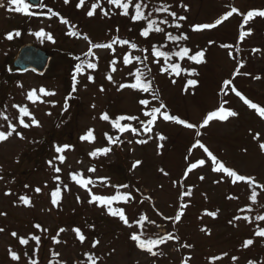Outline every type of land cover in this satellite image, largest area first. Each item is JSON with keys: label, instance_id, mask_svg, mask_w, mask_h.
Segmentation results:
<instances>
[{"label": "rangeland", "instance_id": "obj_1", "mask_svg": "<svg viewBox=\"0 0 264 264\" xmlns=\"http://www.w3.org/2000/svg\"><path fill=\"white\" fill-rule=\"evenodd\" d=\"M3 2L5 8H0V114H6L9 120L17 125V131H21L26 139L20 140L14 134L9 141L0 143V169H2L0 175L4 177L0 180V211L8 213L6 217L0 216V227L5 228V231L0 233V264H16L9 257V247L21 254L28 252L32 255L34 243L30 242L27 247L21 246L10 233L12 231L18 234L36 232L32 227L34 223H40L48 229L46 233L36 232L42 236L38 253L39 264H49L50 260L57 259L52 256V250L59 252L61 254L59 260L66 261L67 264H87L84 256L86 252H93L99 256L100 264H181L182 258L189 255L192 257L189 264H212L210 258L224 252L229 255L215 261V264H247L249 259L264 260V239L255 238L254 245L249 249L241 247L243 240L253 238L257 221L254 220L253 224L249 225L241 220L236 222L239 227L228 223L234 215L253 217L264 215V207H261L264 205V192H261L258 197L259 204L251 205L248 199L250 190L244 183L233 185L230 180L222 184L214 183L218 174L211 170V161L206 158L202 150L194 149L192 155L188 156V149L195 139L199 138L227 166L235 167L241 174L255 175L259 182L264 183V152H261L258 146L260 142H264V119H261L255 110L250 109L230 90L226 96L220 93L223 80L229 79L236 67L237 61L232 60L228 55L231 51L236 55L237 60L246 62L245 68L241 71L250 73L248 76L236 77L234 83L237 90L241 91L246 98L264 106V53L253 54L251 51L253 48L264 50V18L257 17L249 23L247 27L253 29V35L245 38L242 43L238 41L242 17L235 14L217 29L203 32L191 30L194 24L214 22L232 6L245 12L251 9L264 10V0H165L173 4L178 15L188 17L182 22V29L168 30L173 31V34H177L178 31L186 32L189 40L182 44H187L194 51L205 48L207 62L194 65L184 61V66L196 67L200 75L173 77L176 79L175 84L171 83L167 74L160 75L157 71L158 66L153 65L155 86L158 87L161 98L172 114L179 115L192 123L202 122L207 112L216 109L224 101H227L225 107L236 110L239 116L224 122L213 121L208 127L200 130L203 133L201 137L195 136V130L158 120L151 135L155 137L157 132H161L168 137L163 142V149L157 148L158 141L155 138L144 145L135 143L129 145L126 142L121 147L113 146L112 152L107 157L101 156L96 160L91 159L87 155L88 152L96 147L107 146L105 132L116 135L109 123L99 119V114L107 111L114 118L116 115L131 113L141 115V119H144L140 112L142 106L138 105L137 100L150 97L148 94L133 92L129 89L118 92L116 86L105 79L111 54L108 50H97L100 56L98 70L85 69L88 74L95 76V83L88 82L84 75L79 76L78 91L72 94L73 99L68 101L70 104L68 111H63L65 97L71 92V78L74 65L77 63L73 57L82 55L88 47L83 39L70 37L66 33L71 25H76L77 31L88 34L94 42H106L115 35L114 29L119 26L121 37L129 38L141 47H149L148 42L138 36V26L118 14L108 19L100 15L98 9L96 17L88 18L83 9L75 8L74 5L78 0H72L68 5H65L63 0H41L38 7H33L29 0H26L31 5L30 11L46 13L47 8L41 6L47 5L48 8L60 12L65 19L69 20V25L61 23L58 17L49 18L48 15L30 16L9 12L6 10L7 0ZM93 2L95 0H86V7ZM146 2L151 8L152 5L159 6L160 0H146ZM181 2L189 6V11L185 12L179 7ZM104 7L111 9L106 0H104ZM169 20H171L170 17ZM110 29L113 31L110 32ZM41 30L51 33L55 43L34 34ZM15 31H19L21 35L14 36L12 40L7 39V34ZM209 40L215 43L209 44ZM221 43L235 44L239 52L236 48H221L219 46ZM27 44L40 47L52 57L50 69L45 76L21 73L12 68L14 57L19 49ZM169 47L176 46L170 44ZM123 51L124 49L117 47V56H120ZM149 63H151V57ZM117 67L118 71L114 74V79L117 83L127 82L128 68L122 65ZM257 75L262 79H254ZM188 79H197L199 85L194 89L190 87L185 94L183 88ZM85 85H87L86 88ZM101 85L105 88L103 93L99 91ZM39 88L57 93L55 96L43 98L46 101H54V107L51 103H31L26 99L29 91ZM93 103L96 104L95 109L91 107ZM13 104L27 105L42 126L29 129L19 126L17 119L19 113L12 107ZM5 105H7L6 113ZM151 106H158V104L154 101ZM49 112L51 115H48ZM25 120L30 123L29 118L26 117ZM7 123L0 115V126H3L0 130H5ZM90 128L95 130L94 144L80 140V137ZM257 132L260 134V141L253 139V135ZM136 138L127 133L121 136V139L125 141ZM57 144L74 145V150L64 153L67 161L60 165L63 183L69 186L70 191L63 193L60 207L53 208L49 213L47 209L52 207L50 192L54 190L56 184L52 180L53 172L46 162L57 155L54 151V146ZM245 148H247L246 153L243 151ZM186 156H188L187 160ZM201 158L206 159V164L190 173L184 181L185 189L193 185L195 187L193 196L185 198V202H190V207L185 210V215L179 223L163 221L153 211L152 203L138 202L141 197L135 192L133 194L137 197V203L126 207L130 222L133 213H147L150 219L156 220L157 224L161 225L156 227L146 224L145 239L157 238L159 235H166L169 231L180 236L179 242L170 241L155 249L163 252V255L159 257L150 256L146 251L137 248L136 243L129 239L130 233L138 229H130L118 218L107 215L104 209L89 205L86 202L88 194L71 181L69 176L72 171L83 170L85 176L93 178L109 176L113 184L130 183L134 188H140L145 196L151 195L156 209L164 215L173 216L177 211V198L181 189L178 186L174 187L172 182L182 179L183 171L189 162H195ZM17 159L19 163L16 162ZM137 159L142 160L143 163L135 171H130L131 164ZM93 165L97 167V172L88 173L87 168ZM160 168L167 171L169 175L164 176L160 173ZM200 175L205 176L204 181L199 180ZM25 184H29L30 187L25 189ZM45 184L47 187H44ZM37 186L43 189L42 193H34L33 189ZM8 190L12 191L11 196L4 195ZM93 191L98 194H109L113 190L98 184ZM204 194H207V199ZM20 195L30 196L34 207L19 205ZM77 195L85 201L83 204L76 201ZM229 195L238 196L239 199L228 200ZM247 205H251L253 211L239 213L238 209ZM205 209L210 211L220 209V212L215 219L206 215L201 219ZM93 224L94 230L89 227ZM259 225L264 227V222H259ZM205 226L211 230V236L200 231ZM60 227L68 231L60 234L62 243L56 245L51 237L56 235ZM73 227H81L88 237L83 245L71 231ZM97 238L101 243L96 249H92L91 241ZM184 242L193 244L194 247L182 248L181 244ZM113 249H115L114 252ZM233 255L239 257L235 262L231 260ZM20 264H27V258L23 255Z\"/></svg>", "mask_w": 264, "mask_h": 264}, {"label": "snow or ice", "instance_id": "obj_2", "mask_svg": "<svg viewBox=\"0 0 264 264\" xmlns=\"http://www.w3.org/2000/svg\"><path fill=\"white\" fill-rule=\"evenodd\" d=\"M72 0H63L65 5L71 3ZM107 5L111 6V9L104 7V0H95L91 3L90 6L86 7V0H78L75 3L76 9H83L85 15L88 18H94L98 15L97 10L99 9V14L105 18L111 19L117 14L120 17L127 18L130 23L138 26V36L143 39V41L148 42L149 47H141L138 43L132 41L129 38H123L119 35L120 27L117 26L114 29L115 35H112L109 40L106 42H94L88 34L77 31L76 25H71L70 30L66 33L70 37L80 38L87 42V51L83 52L82 55H76L73 57L77 63L74 65V71L72 74V83H71V92L68 96L65 97L63 111L67 112L70 108L69 100L73 99L74 93L78 91V84L80 80L79 76H86L88 82L95 83V76L88 74L85 69L96 71L99 67L100 56L97 54V50H108L111 54V59L108 61L107 74L105 79L112 85L116 86L118 92H122L125 89H129L133 92L148 94L150 98H138L137 103L139 106H142L140 112L144 119H141V115L137 114H120L116 115L114 118L110 116L107 111H103L99 114V119L109 123L111 128L115 130L116 135H112L109 132L104 133V137L107 141V146L96 147L93 150L88 152V156L96 160L99 157H107L113 150V146L121 147L126 142L131 145L132 143L138 145H144L149 143L150 140L155 138L158 149H163V142L168 139L166 135L161 132H157L155 137L151 135L153 130L156 128L158 120L164 122H172L177 125L183 126L189 130H195V136L201 137L203 133L200 131L208 127L213 121H228L229 118H236L239 116V113L236 110L225 107L227 101L222 102L216 109L207 112L206 116L203 118L202 122L192 123L187 119L181 118L179 115L172 114L168 108V105L161 98L158 87L155 86V75H153V65L158 66L157 71L160 75L167 74L171 83L175 84L176 79L173 77L179 78L181 75L185 76H199L200 73L196 67H186L183 65L184 61H188L194 65L205 64L206 61V49L200 48L198 50H193L187 44H182L189 40V36L186 32L178 31L177 34H173V31L168 29L180 30L183 28V21H186L188 17L186 15H178L177 11L174 10L172 3H167L165 0H160L159 6L150 5L146 0H106ZM42 8H47V12H33L30 11L31 5L26 2V0H7L6 10L9 12H17L25 15H48L51 17H58L60 22L69 25V20L65 19L58 11H53V9L48 8L47 5H42ZM179 7L183 8L185 12L189 11V6L184 3H179ZM0 8H5V3L3 0H0ZM118 10V12H117ZM242 17L240 24V31L238 35V41L243 42L245 38L253 35V29L247 27L251 21L255 18L260 17L264 18V10L260 9H251L241 11L239 8L232 6L230 10L226 11L223 15H220L219 18L215 19L214 22L208 23H197L192 26L193 32H203L205 30L217 29L219 26L224 25L226 21H229L233 15ZM169 17L171 20H169ZM247 28V30H244ZM110 32L113 30H109ZM131 31V29H129ZM37 37L46 38L48 41L55 43V39L51 33H45L43 30L34 33ZM21 33L19 31L9 32L7 34V39L12 40L14 36L18 37ZM153 41H156L153 43ZM209 44L215 43L213 40L208 41ZM175 45V48H170L169 45ZM224 49H233L236 48L235 44L230 43H221L219 45ZM117 47L124 49L120 56H117ZM236 51L239 52V48H236ZM252 53L257 52L264 53V50L260 48H253ZM134 52H139V55H134ZM229 57L232 60H236V67L231 74L229 79H224L222 86L220 88V93L227 95L230 90L235 96L239 97L245 105L250 109L256 111L261 119H264V106H260L252 100L246 98L241 91L237 90V87L234 83V80L237 76H248L250 73L242 72L241 69L245 68L244 60H237L236 55L233 52L228 53ZM83 57V58H82ZM151 57V63L149 59ZM117 65H122L123 67L128 68V77L127 82L117 83L114 79V74L118 71ZM11 71V69H9ZM256 80L262 79L261 76L257 75L254 77ZM199 85L197 79H188L183 88L185 94L188 93L189 88H196ZM87 85H85V88ZM100 92H104L105 88L103 85L99 87ZM57 93L54 91H49L45 88L32 89L26 95V99L31 103H51L52 106H55L54 101H46L44 97L55 96ZM194 94V93H193ZM157 102L158 106H151L153 102ZM12 107L17 109L18 115V125L24 129H29L31 127H41L40 121L36 116L30 111V108L27 105L13 104ZM93 109L96 108V104H92ZM7 105L4 106V111L6 113ZM2 118L7 121V128L5 130H0V143H4L10 140L11 137L15 134L20 140L26 139L21 131H17V125L13 124L9 117L6 114H0ZM48 115H51L49 112ZM30 119V123L26 122L25 118ZM95 119V117H94ZM3 127V126H0ZM95 130L90 128L87 132L80 137V140L87 141L89 143H95L96 137L94 135ZM131 134L133 137H137L135 140L121 139V136L124 134ZM146 137V138H139ZM253 139L260 141V134L257 132L253 135ZM259 149L261 152H264V142L259 143ZM200 149L206 154V158L211 161V170L218 174V178L214 181L216 184H222L226 180H230L231 184L236 185L240 182L244 183L247 188L250 190L248 196L251 205L259 204L258 197H260L261 192H264V183H261L257 180L255 175L241 174L239 170L235 167L227 166L224 162L218 159L217 155L214 154L212 150L201 139H195L194 143L188 149V156L192 155L194 149ZM74 150V145L63 144L55 145L54 151L55 155L52 159H49L46 163L48 167L52 170L53 176L52 180L55 182L56 186L54 190L50 192V204L52 207L48 208L49 213L52 212L53 208H59L64 192L70 191V188L67 184L63 183L61 173L62 168L60 165L65 164L67 161V156L64 154L67 151ZM246 153L247 148L243 149ZM162 154V152H158ZM188 156L185 159H188ZM57 161L59 163H57ZM19 163V159L16 161ZM82 163V162H81ZM142 160H135L131 164L130 171H135L141 164ZM206 164V159L201 158L197 159L195 162H189L186 165L185 170L182 174V179L174 180L173 186L179 187L181 191L178 194V207L175 215L167 216L160 212L155 207L153 198L151 195L145 196L141 192L140 188H134L130 183H111V177L109 176H97L93 178L92 176H85L83 170L81 171H72L69 173L71 181H73L78 187L82 188L87 194L88 199L87 203L89 205H95L97 208L104 209L105 213L111 217L118 218L124 226L128 228H136L137 231H132L129 235V239L136 243V247L142 251H146L152 257H159L163 255L162 251H157L155 249L159 248L161 245H166L170 241H180V236L172 231H169L166 235H159L154 239H145L144 238V229L145 225H155L156 227H161L160 224H157L156 220L150 219L147 213H133L132 220L130 222L129 214L126 212V207L131 206L134 203H137V197L133 193L138 194L141 199L138 201L140 204H143L145 201L152 203L153 211L157 216H160L163 221H171L173 224H177L181 221L182 217L185 215V210L190 207V202H185V198H191L193 196V186H189L185 189L184 181L187 180L188 175L194 170L203 167ZM97 167L95 165L88 167V173H96ZM2 171V169H0ZM159 172L164 176H168L169 173L163 168L159 169ZM3 175H0V180H3ZM200 181L205 180V176H199ZM14 182V181H13ZM103 185L105 188H110L113 191L109 194H98L94 192L93 189L97 185ZM29 184H25L24 188H29ZM47 187V184L44 185ZM163 188V185H161ZM260 191H257V190ZM34 193L40 194L43 189L39 186L33 189ZM5 196H11L12 191L8 190L4 193ZM205 199H207V194ZM228 200H238V196L229 195L227 196ZM76 201L83 204L85 201L81 199L79 195L76 196ZM18 204L25 207H34L32 198L28 195H20L18 197ZM123 205V206H120ZM251 205L241 207L238 209L239 213H251L253 208ZM18 206V205H14ZM264 207V205H261ZM220 209L210 211L205 209L201 219L204 215L211 217L213 219L217 218ZM7 212L0 211V216L6 217ZM245 221L249 225L253 224V221H257L255 225V231L253 238H248L243 240L242 249H249L255 243V238L264 239V227H260L259 222H264V215H256L255 217L250 215H234L231 220L228 221L230 225L239 227V221ZM33 229L38 233H46L48 229L42 226L40 223H34L32 225ZM92 230L95 229V225L89 226ZM5 231L4 227H0V233ZM68 229L60 227L55 236L51 237V240L54 244L59 245L62 243L60 237L61 233H65ZM71 231L75 234V238L78 242L83 245L88 237L82 231L81 227H73ZM207 236H211V230L207 226L200 229ZM36 232L28 234H18L16 231H12L10 235L17 239L18 243L21 246L27 247L31 243H34L32 255H29L28 252L21 254L13 250L11 247L8 248V254L12 261L16 264H20L23 257L27 258V264H39L38 253L42 241V236L36 234ZM66 243V241H64ZM100 239H95L91 241V248L96 249L100 245ZM182 248L192 249L193 244L184 242L181 244ZM113 252L115 249L112 250ZM60 253L52 250V256L57 259L50 260L49 264H67L66 261L59 260ZM111 255V253H109ZM229 254L227 252L222 253L219 256H212L210 258L212 264H215V261L222 260L227 257ZM84 256L87 260V264H100V257L96 256L93 252H86ZM192 259L191 255L185 256L181 260V264H189V261ZM239 259L238 256L233 255L231 260L233 262ZM247 264H264V260L249 259Z\"/></svg>", "mask_w": 264, "mask_h": 264}, {"label": "water", "instance_id": "obj_3", "mask_svg": "<svg viewBox=\"0 0 264 264\" xmlns=\"http://www.w3.org/2000/svg\"><path fill=\"white\" fill-rule=\"evenodd\" d=\"M41 0H29V3L36 7ZM52 57L38 46L27 44L22 46L13 59L12 66L22 73H34L43 77L48 72Z\"/></svg>", "mask_w": 264, "mask_h": 264}, {"label": "trees", "instance_id": "obj_4", "mask_svg": "<svg viewBox=\"0 0 264 264\" xmlns=\"http://www.w3.org/2000/svg\"><path fill=\"white\" fill-rule=\"evenodd\" d=\"M183 43V42H182ZM152 239H154V238H152Z\"/></svg>", "mask_w": 264, "mask_h": 264}]
</instances>
